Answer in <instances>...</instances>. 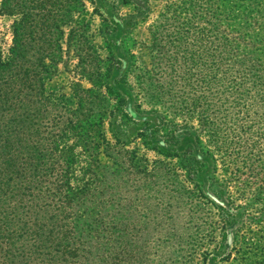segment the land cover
I'll return each mask as SVG.
<instances>
[{"label": "rangeland", "instance_id": "obj_1", "mask_svg": "<svg viewBox=\"0 0 264 264\" xmlns=\"http://www.w3.org/2000/svg\"><path fill=\"white\" fill-rule=\"evenodd\" d=\"M194 1L66 0L61 10L58 47L54 59H44L43 83L58 104L93 112L68 173L71 186L86 187L75 224L96 238L84 264H100L95 257L105 252L118 264H230L222 259L224 244L236 229L247 231L245 215L262 206L252 187L242 188L243 174L224 170L205 145L208 87L220 85L222 68L209 81L206 12L202 21L191 19L187 33L178 24L177 13ZM3 4L6 55L19 14L6 13ZM245 113L252 133L264 131V100ZM68 134L65 144L73 139Z\"/></svg>", "mask_w": 264, "mask_h": 264}, {"label": "trees", "instance_id": "obj_2", "mask_svg": "<svg viewBox=\"0 0 264 264\" xmlns=\"http://www.w3.org/2000/svg\"><path fill=\"white\" fill-rule=\"evenodd\" d=\"M65 2L4 0L2 7L19 16L6 55L0 51V264H84L91 261L96 242L95 235L75 224L77 214L84 213L77 201L86 187L71 186L68 175L73 146L85 145L86 119L93 112L82 113L80 103L73 109L58 104L43 83L44 59H54ZM199 2L203 6L195 0L177 15L187 33L194 18L202 21L206 12L209 81L222 68L220 85L208 87L205 145L217 153L224 170L242 173V188L252 187L251 197L262 201L258 213L245 215L247 231L236 229L224 244L222 259L264 264V131L252 133L243 117L264 100V0ZM179 32L176 40L182 38ZM118 101L123 104L124 98ZM65 133L73 135L69 144L62 141ZM227 212L234 217L233 209ZM97 257L100 264L120 259L106 252Z\"/></svg>", "mask_w": 264, "mask_h": 264}]
</instances>
